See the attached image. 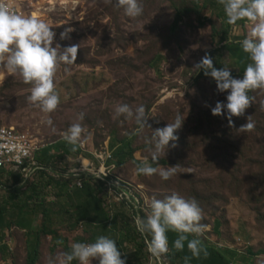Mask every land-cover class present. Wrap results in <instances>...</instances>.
I'll return each mask as SVG.
<instances>
[{"label":"rangeland","instance_id":"rangeland-1","mask_svg":"<svg viewBox=\"0 0 264 264\" xmlns=\"http://www.w3.org/2000/svg\"><path fill=\"white\" fill-rule=\"evenodd\" d=\"M39 1L31 0L33 5ZM78 1L75 11L56 10L44 17L32 9L52 26L53 46L78 45L76 61L57 66L54 85L60 102L56 109L45 113L30 103L31 85L18 74H9L0 61V126L29 134L41 148L67 142L68 128L78 122L82 132L77 143L96 158L109 159L113 147L128 141L127 152H134L139 162L151 163L153 129L179 115L184 121L176 131L178 139L170 142L176 146L163 150L160 160L167 164L158 167L176 166L170 179L137 174V164L131 160L121 167L115 160L106 167L104 179L121 185L139 204L127 199L116 202L104 185L96 183L103 187L102 198L115 219L116 233L111 237L123 244L122 258L126 264H172L169 252L159 260L150 255L133 217L138 211L144 214L145 198L162 199L176 192L195 198L202 208L199 238L203 244L237 253L240 264H264V89L249 92L251 105L243 115L232 117L230 125L225 115L211 113L227 93L218 92L215 81L196 68L208 55L215 67L227 65L234 77L242 76L236 61L221 50V40L229 31L230 41H241L251 25L241 22L230 27L219 16L223 8L217 0H142L143 13L136 18L124 15L115 0ZM178 14L183 16L176 25ZM67 28L72 29L69 38L61 40L60 33ZM120 104H127L133 115L116 116ZM141 105L143 127L135 118ZM247 118L254 127L241 131ZM65 167L67 172L72 170ZM96 168L97 173L102 170L100 161ZM58 232L68 246L89 242L82 233ZM13 235L18 241L9 264H28L26 238L9 232V237ZM39 238L37 264H48L66 251L65 245L52 251V238L44 231Z\"/></svg>","mask_w":264,"mask_h":264},{"label":"clouds","instance_id":"clouds-1","mask_svg":"<svg viewBox=\"0 0 264 264\" xmlns=\"http://www.w3.org/2000/svg\"><path fill=\"white\" fill-rule=\"evenodd\" d=\"M222 6L226 22L235 25L237 21L250 24L240 47L248 54L249 63L244 67L240 77H234L230 67L217 68L212 58L205 55L196 68L215 81L216 90L227 93L225 101H217L211 108L213 115H225L232 124V117H239L251 105L249 92L264 89V0H217ZM124 15L136 18L143 13L142 0H115ZM51 10V9H50ZM71 28L60 33V39L69 38ZM55 32L52 26L35 13L23 14L14 11L9 4L0 2V61L9 74H18L25 84H30L27 100L39 106L42 112L51 113L60 102L55 90L54 76L59 63L72 64L76 61L78 45H68L61 49L59 43L53 46ZM132 116L127 104L115 107V115ZM83 119V114L80 115ZM137 123L143 127L145 109L141 105L135 109ZM184 121V120H183ZM183 121L179 115L173 122L153 129L151 141V160H142L136 165L137 174L152 176L158 174L162 180L170 179L176 173V166L167 168L154 167L165 148L175 147L178 137L176 131ZM48 124L52 121L49 119ZM254 124L247 118L241 125V131H250ZM80 123H72L64 139L76 145L81 135ZM143 215L133 217L136 230L145 237V245L151 256L159 260L169 252L168 233H176L172 247L182 251L185 243L192 257L198 258L207 250L202 245L200 236L203 231L202 208L195 198H186L176 192L166 194L163 198L156 196L145 198ZM192 237L191 239L189 237ZM126 264L118 249L117 241L109 235H98L91 242H73L69 250L50 258L48 264ZM189 257H185L188 264Z\"/></svg>","mask_w":264,"mask_h":264},{"label":"crops","instance_id":"crops-1","mask_svg":"<svg viewBox=\"0 0 264 264\" xmlns=\"http://www.w3.org/2000/svg\"><path fill=\"white\" fill-rule=\"evenodd\" d=\"M234 61L239 67L238 61ZM76 147L81 153L75 151ZM36 160L46 171L40 172L31 183L18 174L0 170L1 264L11 263L9 254L17 246L18 239L14 235L9 237V232L17 231L26 238V246L30 250L28 261L30 254L38 251L41 231L48 238H52V232L59 235L58 231H74L84 234L89 242L98 235L111 237L116 233V224L112 226L115 219H112L102 198V190L96 184L98 181L84 180V187L79 188L62 176L68 173L64 169L66 165L70 169L87 165L97 169L99 161L92 151H87L79 143L60 142L41 147L36 153ZM121 244H117L118 249L125 255ZM233 258L236 264L239 263V255H233ZM242 259L245 261V258Z\"/></svg>","mask_w":264,"mask_h":264},{"label":"built area","instance_id":"built-area-1","mask_svg":"<svg viewBox=\"0 0 264 264\" xmlns=\"http://www.w3.org/2000/svg\"><path fill=\"white\" fill-rule=\"evenodd\" d=\"M0 2L9 4L14 11L23 14H30L32 13V9H34L42 17L46 13H51L56 10H66L67 8L74 10L79 4L78 0H41L37 5H33L31 0H0ZM39 150L40 148L35 144L29 134L19 132L14 128L0 126V170L18 174L26 182L31 183L35 181V178L40 172L46 171V168L36 160V153ZM97 158L102 165V170L99 173L95 172L91 166H82L78 169L68 171L66 175H62L63 178L68 181H73L75 186L83 188V177L90 175L105 184L104 186L108 190L109 195L116 202L127 199L129 203H134L132 202L134 200L136 204H139L135 196L132 195L134 199H130L127 193L129 191L124 190L121 185L115 181H107L104 179L106 177L105 172H107L106 167L110 166L108 165V161L112 159V156L109 159L104 155L97 156ZM134 207L135 209L138 208L137 206ZM137 214L140 215V211ZM93 264H97V262L93 260Z\"/></svg>","mask_w":264,"mask_h":264},{"label":"trees","instance_id":"trees-1","mask_svg":"<svg viewBox=\"0 0 264 264\" xmlns=\"http://www.w3.org/2000/svg\"><path fill=\"white\" fill-rule=\"evenodd\" d=\"M209 0H207L208 2ZM208 6V5H207ZM223 13V12H222ZM220 14L219 16L222 18H225L224 13ZM177 22L176 25L182 20V16L181 14L177 15ZM246 23L245 21H237L235 25H238L239 23ZM231 27V25H229ZM221 44H224V46L222 47L221 50L230 53L231 57L234 60H237L239 63V67L241 69V72L243 73L244 67L250 62L249 61V57L247 53H244L240 47V40L236 41L235 43L231 42L229 39V31L225 32L223 34V38L221 40ZM131 142L125 141L124 143L121 144V146L117 149V148H112V150L115 149L114 151V156H112V159L109 161L108 165H112L115 164V160L119 161L118 165L121 167L123 166L127 160H131L133 161L135 164H138L139 161H137L134 157V152L130 151L127 152L126 150L130 147ZM75 151L77 153H81V150L76 147ZM66 153L71 154V151L66 150ZM115 158V159H114ZM152 163V162H151ZM167 164L166 161L164 160H160L153 164L154 167H160V166H165ZM83 179L86 180H95L98 181L103 185H105L102 181L97 180L95 177L92 176H87L85 175L83 177ZM101 186V187H102ZM103 190V187L102 189ZM115 221V220H114ZM2 223V220L0 221V224ZM117 226V225H116ZM139 235L143 238V240H145V237L142 236L140 233ZM51 236L53 238L52 241V251H56L57 248L59 246H64L66 247V251L69 250V246L67 245V243L65 242V240H61L60 236L56 233V232H52ZM168 238H169V258L172 262V264H185V257H189L188 260V264H236L233 258V255H238L235 252H231V251H225V250H220L216 247H212V246H208L202 243V245L204 246V248H206L207 250V256H204L203 254H201L200 257L195 258L191 256V253L188 251L186 243H185V247L182 251H177L172 247V241L176 238V233L174 232H169L168 233ZM190 239L192 238L191 236L189 237ZM37 259H38V251H35V253H31L29 256V261L28 264H37ZM248 260V259H246ZM72 264H78V262L73 261ZM240 264V263H237Z\"/></svg>","mask_w":264,"mask_h":264}]
</instances>
